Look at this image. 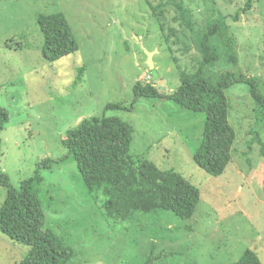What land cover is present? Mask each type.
<instances>
[{"label":"rangeland","instance_id":"rangeland-1","mask_svg":"<svg viewBox=\"0 0 264 264\" xmlns=\"http://www.w3.org/2000/svg\"><path fill=\"white\" fill-rule=\"evenodd\" d=\"M165 1V0H163ZM183 0L194 31L221 14L234 41L235 61L210 74L234 72L260 82L264 94V0ZM159 0H0V108L9 120L0 132V172L13 188L42 171L43 229L73 250L70 264H234L249 249L264 264V149L254 139L248 87L224 92L235 133L230 163L211 177L192 160L203 115L167 99H134L133 86L153 85L163 96L179 86L180 72L201 60L193 35ZM61 14L77 51L49 63L42 56L40 15ZM153 53L150 70L143 49ZM82 79L74 84L79 68ZM150 79L146 80L145 76ZM121 104L132 110H106ZM117 118L132 129L130 155L180 174L200 194L189 220L170 212L107 219L101 193L90 194L61 141L92 118ZM258 130V128H257ZM259 137L264 143V133ZM5 191L0 187V204ZM27 249L0 233V264H17Z\"/></svg>","mask_w":264,"mask_h":264},{"label":"trees","instance_id":"trees-1","mask_svg":"<svg viewBox=\"0 0 264 264\" xmlns=\"http://www.w3.org/2000/svg\"><path fill=\"white\" fill-rule=\"evenodd\" d=\"M252 0H248L247 6ZM148 2V0H147ZM171 6L177 19L193 35V47L201 60L194 73L180 72L178 88L168 96L153 85L137 82L132 89L134 99H167L182 109L200 113L204 121L201 138L193 153V163L207 175L221 176L231 159L235 133L228 124V103L224 92L236 84L248 87L253 105V141L264 149L259 131L264 133V94L260 82L234 72L210 74L223 59L235 61L234 41L226 19L221 14L210 17L203 30L194 31L191 12L183 0H159L155 14ZM37 25L43 38L42 56L56 62L77 51L71 28L61 14L40 15ZM79 68L75 85L82 79ZM106 110H132L121 104H109ZM8 112L0 108V132L8 123ZM258 128V130H257ZM132 129L117 118H92L69 130L62 146L76 165L86 190L101 193L107 219L129 220L134 214L170 212L181 220H189L199 203V191L174 171H161L152 162L130 155ZM1 145V141H0ZM264 156V152L262 151ZM51 160L36 164L31 177L15 189L6 174L0 172V187L5 198L0 204V233L27 251L17 264H70L74 252L51 231L43 229L44 214L39 199L42 171L50 170ZM234 264H261L257 255L247 249Z\"/></svg>","mask_w":264,"mask_h":264},{"label":"water","instance_id":"water-1","mask_svg":"<svg viewBox=\"0 0 264 264\" xmlns=\"http://www.w3.org/2000/svg\"><path fill=\"white\" fill-rule=\"evenodd\" d=\"M142 49H143L144 54L146 56V65H147V67L150 70H152L154 68L153 63H152V55H153V53H150V52L146 51L144 48H142Z\"/></svg>","mask_w":264,"mask_h":264},{"label":"built area","instance_id":"built-area-1","mask_svg":"<svg viewBox=\"0 0 264 264\" xmlns=\"http://www.w3.org/2000/svg\"><path fill=\"white\" fill-rule=\"evenodd\" d=\"M145 78H146V80H149L150 79V77L147 75V76H145Z\"/></svg>","mask_w":264,"mask_h":264}]
</instances>
